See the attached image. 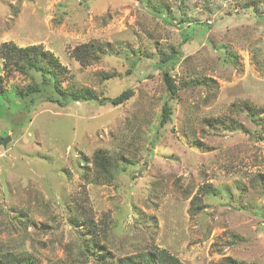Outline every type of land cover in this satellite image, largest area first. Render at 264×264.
Wrapping results in <instances>:
<instances>
[{"label": "rangeland", "instance_id": "374dc122", "mask_svg": "<svg viewBox=\"0 0 264 264\" xmlns=\"http://www.w3.org/2000/svg\"><path fill=\"white\" fill-rule=\"evenodd\" d=\"M89 41L114 52L82 66L70 51ZM3 42L51 51L66 89L133 95L117 106L22 99L40 76L5 69L0 55V138L10 137L0 145V253L115 264L155 246L183 264H264V0H0ZM172 49L178 59L159 63ZM97 151L116 165L111 181L94 179ZM90 219L103 248L83 251Z\"/></svg>", "mask_w": 264, "mask_h": 264}, {"label": "trees", "instance_id": "16d2710c", "mask_svg": "<svg viewBox=\"0 0 264 264\" xmlns=\"http://www.w3.org/2000/svg\"><path fill=\"white\" fill-rule=\"evenodd\" d=\"M114 49L109 43H101L99 41H89L78 44L74 46L70 51V56L77 61L80 65H89L98 62L102 55L113 53ZM178 50L172 49L169 54H160L159 63L167 64L169 62H175L178 59ZM0 55L3 59V67L5 69L14 70L20 74H27L29 72L39 74V79L36 80L32 77V83L28 84L24 90L18 92L19 96L24 99L29 96L31 101L34 95H43L48 101L55 102L62 106L66 102L70 101H88L96 102L99 105L110 104L112 106H117L124 103L133 95V89L131 87H126L121 92L115 96H99L92 88L81 87L79 89L69 88L66 89L62 87L59 76L65 70L58 58L49 50L42 48L39 44H31L26 46H17L12 42H3L0 47ZM130 72L129 69L126 71ZM119 74V73H118ZM120 75V74H119ZM115 76L113 72L102 73L101 80H107ZM162 81L165 89L168 93L169 99H175L177 97L178 86L174 83L171 75L168 71H162ZM190 81V79H189ZM188 81V82H189ZM196 82H200L203 85L211 86L210 83L216 84L211 79L208 78H196ZM191 82H193L191 80ZM2 76L0 75V94L3 92ZM45 92V93H44ZM247 111L250 114V118L256 121L254 112L251 111L249 105H245ZM171 106L166 100L162 107L160 113V124L170 120ZM235 122L232 121L231 125L235 126ZM91 162L94 168V179L111 181L114 176L116 165L111 161L109 156L101 151L95 152L91 157ZM204 188V187H203ZM205 190H207L205 188ZM215 191V190H214ZM195 198V197H194ZM201 205H195L194 203L190 205V212L201 211ZM71 223L75 226H79L77 223V217H72ZM76 223V224H75ZM81 224V223H80ZM83 224V223H82ZM88 229L85 235V241L82 239L81 245L79 247L83 250H91L88 248L98 247L102 249V245H99L97 240L94 239L93 235L96 231V225L90 219L87 223ZM82 231V230H81ZM90 236L92 239H90ZM88 240H94L96 245H90ZM108 251H105L107 253ZM101 262L106 264L108 260L106 255H101ZM23 260H27L24 257ZM233 264H242L240 262L232 261ZM0 264H28L20 260L18 257H10L7 253H0ZM115 264H183L176 256L171 254L165 249L158 247H144L143 249L136 250L132 255H128L122 258H118Z\"/></svg>", "mask_w": 264, "mask_h": 264}, {"label": "water", "instance_id": "95a60500", "mask_svg": "<svg viewBox=\"0 0 264 264\" xmlns=\"http://www.w3.org/2000/svg\"><path fill=\"white\" fill-rule=\"evenodd\" d=\"M9 139H10L9 136H6V137H2V138H0V145H1V146H5L6 143H7V141H8Z\"/></svg>", "mask_w": 264, "mask_h": 264}]
</instances>
